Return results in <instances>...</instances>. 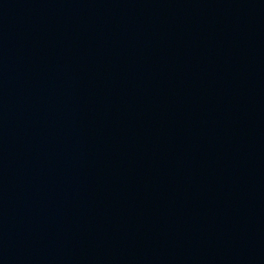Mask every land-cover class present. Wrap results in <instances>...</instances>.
Listing matches in <instances>:
<instances>
[{
    "label": "water",
    "instance_id": "95a60500",
    "mask_svg": "<svg viewBox=\"0 0 264 264\" xmlns=\"http://www.w3.org/2000/svg\"><path fill=\"white\" fill-rule=\"evenodd\" d=\"M0 264H264V0H0Z\"/></svg>",
    "mask_w": 264,
    "mask_h": 264
}]
</instances>
